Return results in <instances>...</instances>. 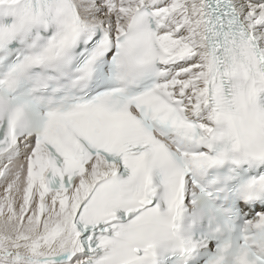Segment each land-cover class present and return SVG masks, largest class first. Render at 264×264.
I'll use <instances>...</instances> for the list:
<instances>
[{
    "label": "snow or ice",
    "instance_id": "obj_1",
    "mask_svg": "<svg viewBox=\"0 0 264 264\" xmlns=\"http://www.w3.org/2000/svg\"><path fill=\"white\" fill-rule=\"evenodd\" d=\"M0 264H264V0H0Z\"/></svg>",
    "mask_w": 264,
    "mask_h": 264
}]
</instances>
